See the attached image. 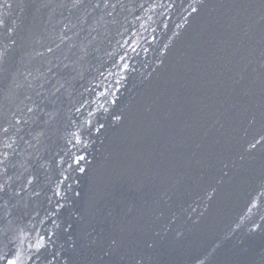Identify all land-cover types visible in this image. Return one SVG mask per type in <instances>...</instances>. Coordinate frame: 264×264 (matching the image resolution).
I'll use <instances>...</instances> for the list:
<instances>
[{
    "label": "water",
    "instance_id": "obj_1",
    "mask_svg": "<svg viewBox=\"0 0 264 264\" xmlns=\"http://www.w3.org/2000/svg\"><path fill=\"white\" fill-rule=\"evenodd\" d=\"M0 264H264V0H0Z\"/></svg>",
    "mask_w": 264,
    "mask_h": 264
}]
</instances>
